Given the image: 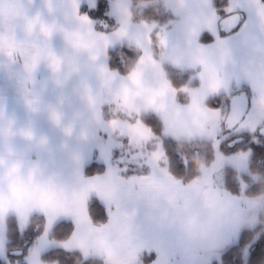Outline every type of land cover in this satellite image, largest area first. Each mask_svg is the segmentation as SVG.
<instances>
[{
	"label": "rangeland",
	"instance_id": "1",
	"mask_svg": "<svg viewBox=\"0 0 264 264\" xmlns=\"http://www.w3.org/2000/svg\"><path fill=\"white\" fill-rule=\"evenodd\" d=\"M133 2L135 1L111 0L110 15L118 22V29L105 35L97 32L95 23L81 13L83 5L95 7L96 0H0L1 83H31L43 76L39 72L42 73L47 66H52V69L58 66L60 71L52 73V76H62V83L72 87L68 88V92L80 91L82 99L79 102L83 110L89 109L92 112L95 100L101 99L103 104H110L109 106L114 102L116 113L136 115V120L123 118L124 120L112 122L115 126L111 128L108 138L112 146L120 151L119 157L126 163V171L132 169L128 165L135 166L140 162L141 166L149 167L147 175L153 184L138 186L134 180L132 184L129 175H121L117 167L110 164L111 156L107 154L106 146L101 148L104 156L100 160L105 166L109 163L106 171L108 169L107 172H111L115 183L108 187L101 181L90 178L85 183L88 182L92 189L90 199L101 197L99 200L106 205L111 219H137L142 210V202L146 199H154L161 204L163 214L156 220V225L164 233L165 247L160 248L161 252L152 250L141 256H133L132 259L112 262L106 259L107 264H146L143 257L149 253L156 254V257L158 253L160 264H225L224 255L237 242L241 230L255 231L261 224L264 227V192L256 196L247 194L254 184L264 180V151L254 161V144L264 146V137L258 134L259 128L264 124V109L257 112L251 108L235 130L224 132L223 122L228 112L229 98L247 86H234L229 92L205 98L199 94L201 85L193 90L187 87L174 89L167 79L163 63L167 60V39L180 27L178 22L183 17V9L173 0H155L154 3L139 1L138 4ZM153 4L162 7L167 21L169 17L168 24L158 27L156 22L132 21L133 9L143 10ZM168 26H171L170 29ZM206 32L214 35L216 40L212 31ZM124 45L142 53L136 69L126 76L119 75L107 65L103 67L109 51ZM195 69H198L199 77L200 70ZM98 74L103 78V92L99 93L97 89H92L97 85ZM2 88L0 84V91ZM179 92L190 96L189 104L183 103ZM251 92L250 90V95ZM216 95H222L219 109L208 104L209 99ZM134 96L136 101L133 100ZM160 101L164 105L155 110L159 111L158 115L166 122L165 136L162 137L153 134L137 118L139 114L153 110L155 103ZM188 108L193 110L190 111L195 119L204 120L201 135L198 132L192 137L169 134L167 117L175 111L185 116ZM170 136L191 143V150L187 151V145L182 146L180 155L186 161L190 158L198 160L199 151L202 153V150L209 147L208 144L213 146L214 160L210 164H203L202 173L195 180L184 182L170 175L169 160L163 144L165 137ZM204 140L208 142L206 145L201 144ZM226 141L236 145L234 154H229L224 149ZM143 156H146V162L139 160ZM229 169L233 170L232 179L237 192L227 188L226 176H229ZM194 208L209 211L210 214L224 211L227 223H221V219L213 221L204 218L199 221L202 223L189 229L190 211ZM236 219L238 221L234 223L233 220ZM94 225L99 226L96 223ZM252 234H246L245 239L250 240L242 247L244 264H247L252 245L260 238V232H256L254 236ZM37 250L38 247L33 245L26 257L30 263Z\"/></svg>",
	"mask_w": 264,
	"mask_h": 264
},
{
	"label": "crops",
	"instance_id": "2",
	"mask_svg": "<svg viewBox=\"0 0 264 264\" xmlns=\"http://www.w3.org/2000/svg\"><path fill=\"white\" fill-rule=\"evenodd\" d=\"M173 1L183 9V17L178 22L180 27L167 39L166 62L180 69L199 68V94L204 98L229 92L234 86H251V108L262 112L264 2L227 0L224 16L237 12L244 14V18L236 31L225 34L220 30L224 16L218 15L215 0ZM206 31H212L216 40L209 44L200 42V35ZM106 61L103 67L108 66V58ZM60 69L47 66L42 73L39 72L42 77L26 84H17V81L16 84L12 81L1 83L0 80L3 86L0 91V258L9 256L6 247V218L9 214L19 217L23 229L29 226L33 215H42L46 219L43 235L35 245L38 250L30 264H45L42 255L55 248L80 250L86 257H101L111 262L132 259L152 250L161 252L165 239L156 220L163 211L161 204L154 199L142 202L137 219L121 221L113 218L106 228L94 225L87 217L92 189L85 180H98L108 187L115 181L111 172H107L109 163L107 171L89 177L85 168L93 161L104 163L100 160L104 156L101 148L106 146L107 154L111 156L110 164L115 165L121 175H128L126 163L120 157L114 159L113 150L117 148L112 146L108 137L115 126L112 122L123 118L136 120V115L116 113L114 102L109 106L101 99L95 100L92 112L88 108L83 110L79 102L82 99L80 91L68 92L72 87L62 83L63 77L52 76ZM96 84L92 89L103 92V78L99 74ZM133 100H137L136 96ZM162 104L161 101L155 103L150 112L158 114L155 109H160ZM190 110H186L185 116L175 111L167 117L169 134L192 137L198 132L201 135L204 120L195 119L194 114L191 115L193 110ZM145 113L149 112L139 114L137 118L142 121ZM139 160L146 162V156L139 157ZM133 166L130 164L128 168ZM129 177L130 182L133 184L134 180L138 186L153 184L148 175ZM204 211L196 208L190 211L189 229L202 223L199 221L204 218L221 219V223H227L224 211L211 214ZM62 220L73 221L75 230L67 241H53L49 238L50 232ZM40 227L37 226L34 232ZM157 256L152 264L161 263L158 253Z\"/></svg>",
	"mask_w": 264,
	"mask_h": 264
},
{
	"label": "trees",
	"instance_id": "3",
	"mask_svg": "<svg viewBox=\"0 0 264 264\" xmlns=\"http://www.w3.org/2000/svg\"><path fill=\"white\" fill-rule=\"evenodd\" d=\"M97 4L95 7H89L87 4L83 5L81 13L86 15L88 18H90L95 23V29L97 32L103 33V34H111L115 32L118 29V22L115 21V19L110 15V9H111V0H107V11L104 13L103 17H100V14L98 12L89 11L94 10L97 8V5L101 3V0H96ZM135 4H138L139 1L142 2H152L154 3L155 0H133ZM264 2V0H262ZM134 8V5H133ZM132 11V10H131ZM171 18V17H170ZM132 21L135 22H156L157 26H164L169 23V17L168 21L165 19V14L163 13L161 6L156 5H150L143 10H137L133 9V17ZM159 24V25H158ZM171 26H168L170 29ZM159 31V28L156 30ZM156 33V32H155ZM208 34L212 35L210 32H207ZM204 34L200 36V42L204 44L211 43L214 40L208 43H205L203 40ZM154 37V35H153ZM142 53L141 51L137 50L136 48L124 45V46H118L115 49H112L108 53V67L109 69L117 72L119 75H129L131 74L137 67L140 59H141ZM119 61V63L117 62ZM163 68L166 72L167 79L170 83V85L177 90H181L183 87H187L190 90L197 89L201 85V81L198 77V69H186L182 70L179 68H176L172 65H170L168 62L163 63ZM242 90H246L250 93L249 88L244 87ZM187 94L179 92V98L182 99L184 104H189L190 100ZM222 95L215 97H211L208 101V104L211 105L212 101L214 99L220 100ZM142 121L148 126V128L158 137L165 136V122L164 120L155 112H149L145 113L142 116ZM208 142L207 140H204L201 144L206 145ZM151 144V143H150ZM149 144V145H150ZM166 155L169 160V172L170 175L177 179L182 180L184 182H191L195 180L197 177H199L202 173V166L203 164H210L214 160V148L211 145H207L205 150L199 151L200 156L199 159H192L185 160V170L183 172H179L176 169L173 157L171 153L173 151L179 152L181 154L182 152V146L187 145V151L191 150V143L185 140L176 139L173 136H170L169 138L164 139L163 141ZM189 144V145H188ZM255 148V162L256 158L262 155L264 151V146L259 145L257 143L254 144ZM254 162V165H255ZM101 165L103 167H101ZM106 171V166L103 163H99L96 161H93L89 163L85 168V174L87 176L91 175H97L102 174ZM149 171V167L146 165H135L133 168L129 171V176L134 175H147ZM229 176H226V179L228 181L227 188L231 191L237 192V186L234 184V181L232 179V169L228 170ZM264 192V180L259 181L257 184H254L247 194L249 195H258ZM99 204L104 208V210L108 213L107 207L104 203H102L98 197H93L92 200L89 202L87 206V217L89 220L94 224L96 223L99 226L107 227L110 224L111 217L108 213L107 216H100L99 215V208H94L93 205ZM264 216H262V219ZM46 223V219L42 215H33L31 217L30 224L27 228L23 229L21 226L20 219L15 214H9L6 218V247L7 250L10 252L15 249H24V245L26 241H30V244L28 248L25 249V254H23L21 257H13L8 256L7 258H0V264H30V262L26 259V257L29 255L30 250L33 245H37L36 242H38V239L35 241L33 240V237L37 235L38 232L43 230L44 232V226ZM57 224H59V227H53L49 238L53 241L57 242H65L67 241L73 234L75 230V224L71 220H62L59 221ZM41 226L40 230L38 232H34L37 226ZM56 225V224H55ZM261 228H264L263 225H259L257 230H250L247 229L245 232L246 234L253 233L254 236L256 232H260L258 241L264 242V230L262 231ZM262 231V232H261ZM34 232V233H33ZM257 242V241H256ZM242 246L239 249H232L231 251L227 252V255H224V262L225 264H228V261L234 260L236 264H244V251L242 250V247H244L243 242ZM156 259V254L149 253L145 254L143 257V261L146 264H150L153 260ZM41 260L45 264L50 263H56V264H107L105 258L101 257H86L84 253L80 250H65L62 248H55L51 249L47 252H45ZM247 264H264V251L261 250L260 246L257 245L256 250L254 252L249 253V258L247 261Z\"/></svg>",
	"mask_w": 264,
	"mask_h": 264
},
{
	"label": "snow or ice",
	"instance_id": "4",
	"mask_svg": "<svg viewBox=\"0 0 264 264\" xmlns=\"http://www.w3.org/2000/svg\"><path fill=\"white\" fill-rule=\"evenodd\" d=\"M227 4V0H215V7L218 9V15L224 16L225 15V11H224V6ZM89 11H94V12H98L100 14V17L104 16V13L107 11V0H101V3L97 5V8L94 10H89ZM235 29V28H234ZM228 31L227 33H233V30ZM222 38H228L223 36ZM203 40L205 43L211 42L214 40V37L210 34H208L207 32L204 33L203 36ZM119 63V61H117ZM251 88V86H250ZM230 106V105H229ZM212 107L214 109H219L220 108V101L218 99H214L212 101ZM249 108H251V105H249ZM224 149L229 153V154H234L236 151V145L232 144L230 142H225L223 145ZM176 169L179 172H183L185 170L186 164H185V160L183 159V157L180 155L179 152H175L173 151L171 153ZM120 156V151L118 149H114L113 150V157L118 158ZM101 167H103L101 165ZM94 208H99V215L100 216H107L108 213L104 210V208L102 206H100L99 204L97 205H93ZM59 224H56L55 227H59ZM43 235V230H41L40 232L37 233L36 236L33 237V240L35 241L36 239L40 238ZM246 236V232L245 230H241L239 233V239L237 240V242L233 245L230 246V248L228 249V251H231L232 249H239L242 246V243H248L250 238L248 240L245 239ZM257 245L260 246L261 250L264 251V242L262 241H257L255 244L252 245V249L251 251L254 252L256 250ZM225 255H227V252L225 253ZM228 264H236V262L234 260H230L228 261Z\"/></svg>",
	"mask_w": 264,
	"mask_h": 264
},
{
	"label": "water",
	"instance_id": "5",
	"mask_svg": "<svg viewBox=\"0 0 264 264\" xmlns=\"http://www.w3.org/2000/svg\"><path fill=\"white\" fill-rule=\"evenodd\" d=\"M244 18V14L240 13H232L223 17L220 21V30L225 34L228 31L238 29L241 25ZM229 109L226 116V119L223 123L224 132H232L235 130L245 119L246 115L248 114L251 105L249 94L245 91L237 92L229 99ZM258 134L264 137V124L259 128ZM27 246V243H25ZM12 256L20 257L23 254V249L13 250L10 252Z\"/></svg>",
	"mask_w": 264,
	"mask_h": 264
}]
</instances>
